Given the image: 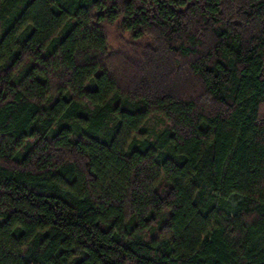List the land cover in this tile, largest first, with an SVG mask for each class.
I'll list each match as a JSON object with an SVG mask.
<instances>
[{
    "label": "trees",
    "instance_id": "trees-1",
    "mask_svg": "<svg viewBox=\"0 0 264 264\" xmlns=\"http://www.w3.org/2000/svg\"><path fill=\"white\" fill-rule=\"evenodd\" d=\"M0 264H264V0H0Z\"/></svg>",
    "mask_w": 264,
    "mask_h": 264
},
{
    "label": "rangeland",
    "instance_id": "rangeland-1",
    "mask_svg": "<svg viewBox=\"0 0 264 264\" xmlns=\"http://www.w3.org/2000/svg\"><path fill=\"white\" fill-rule=\"evenodd\" d=\"M232 202V201H231Z\"/></svg>",
    "mask_w": 264,
    "mask_h": 264
}]
</instances>
